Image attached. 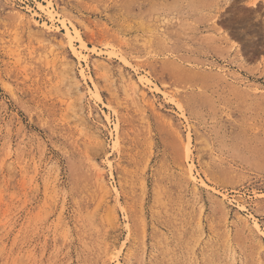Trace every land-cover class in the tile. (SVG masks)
Wrapping results in <instances>:
<instances>
[{"label": "rangeland", "instance_id": "rangeland-1", "mask_svg": "<svg viewBox=\"0 0 264 264\" xmlns=\"http://www.w3.org/2000/svg\"><path fill=\"white\" fill-rule=\"evenodd\" d=\"M0 264H264V0H0Z\"/></svg>", "mask_w": 264, "mask_h": 264}, {"label": "bare ground", "instance_id": "bare-ground-1", "mask_svg": "<svg viewBox=\"0 0 264 264\" xmlns=\"http://www.w3.org/2000/svg\"><path fill=\"white\" fill-rule=\"evenodd\" d=\"M231 1H232V0H231ZM218 2H219V1H218ZM254 2H255V1H253V3H254ZM253 3H252V4H253ZM214 4H215V3H214ZM216 5H218V4H216ZM250 6H251V5H250ZM254 6H255V4H254ZM9 10H10V9H9ZM208 10H209V9H208ZM11 11H12V10H11ZM13 11H14V10H13ZM16 11H17V10H16ZM19 13H20V12H19ZM19 15H20V14H19ZM212 15H213V14H212ZM19 17H22V18H23V16H21V15H20ZM22 18H21V19H22ZM214 18H215V17H214ZM218 19H219V17H218ZM19 22H20V21H19ZM216 22H217V21H216ZM20 23H21V22H20ZM79 36H80V38H81L80 40L83 41V38H82L81 34H79ZM227 38H228V37H227ZM189 176H190V175H187V176H186V180H187V181L190 180V177H189ZM211 202H212V201H211ZM222 205H223V204H222ZM226 211H227V210H226ZM227 214H228V212H227ZM226 216H227V215H226ZM225 219H226V218H225ZM239 220H240V219H239ZM225 223H226V222H225ZM235 223H236V222H235ZM245 223H246V222H245ZM225 225H226V224H225ZM237 225H238V224H237ZM246 226H247V225H246ZM238 227H239V226H238ZM250 231H251V230H250ZM251 235H253V234H251ZM253 237H254V236H253ZM254 241H255V240H254ZM257 243H259V242H257ZM260 245H261V243H260ZM261 248H262V247H261ZM258 252H259V251H258ZM259 256H260V255H259Z\"/></svg>", "mask_w": 264, "mask_h": 264}]
</instances>
